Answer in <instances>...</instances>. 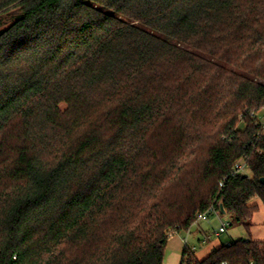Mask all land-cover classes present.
<instances>
[{
    "label": "trees",
    "instance_id": "1",
    "mask_svg": "<svg viewBox=\"0 0 264 264\" xmlns=\"http://www.w3.org/2000/svg\"><path fill=\"white\" fill-rule=\"evenodd\" d=\"M261 111L264 0H0V264H164L211 206L250 231Z\"/></svg>",
    "mask_w": 264,
    "mask_h": 264
},
{
    "label": "rangeland",
    "instance_id": "2",
    "mask_svg": "<svg viewBox=\"0 0 264 264\" xmlns=\"http://www.w3.org/2000/svg\"><path fill=\"white\" fill-rule=\"evenodd\" d=\"M9 23H11V18L6 22L5 26ZM257 116L263 122L264 111L259 112ZM246 173H248V171ZM256 201L260 206V210L254 215L253 226L250 231H248L244 225L233 222L230 215L223 214L221 218H219L216 214H212L207 220L194 224L190 228L189 234L188 231L183 230L171 235L166 246L164 264H179L177 259H179V255H182L186 246L185 238L187 237L189 240V248L193 246L197 247L195 256L199 260L205 259L212 253V246L216 245V248H219L231 240L252 238L258 241H264V206L260 200L257 199ZM224 221L228 223L227 231L217 236L215 232ZM205 234L211 235V239L209 242L202 243V240L206 237Z\"/></svg>",
    "mask_w": 264,
    "mask_h": 264
},
{
    "label": "built area",
    "instance_id": "3",
    "mask_svg": "<svg viewBox=\"0 0 264 264\" xmlns=\"http://www.w3.org/2000/svg\"><path fill=\"white\" fill-rule=\"evenodd\" d=\"M248 163L245 159H240L238 160L235 165L233 166L232 168V174L233 175H237V174H242V173H245L248 171ZM222 185V184H221ZM211 214H216L217 216H219V218H221V214L220 212L214 207V206H211L206 212L204 213H201L198 215L197 217V220H196V223L197 224L198 222L200 221H203V220H207L208 217L211 215ZM227 226H228V223L227 222H222V224L220 225L219 229L215 232V234L217 236L221 235L222 233L226 232L227 231ZM211 239V235H206V237L202 240V243H205V242H208L209 240ZM185 247L195 253L196 250H197V247L196 246H193L191 248H189V240H188V237L185 238ZM223 264H226V263H223ZM250 264H259L257 263L256 261H251Z\"/></svg>",
    "mask_w": 264,
    "mask_h": 264
},
{
    "label": "crops",
    "instance_id": "4",
    "mask_svg": "<svg viewBox=\"0 0 264 264\" xmlns=\"http://www.w3.org/2000/svg\"><path fill=\"white\" fill-rule=\"evenodd\" d=\"M190 233V230L188 231V234ZM203 234V233H202ZM206 235V234H205ZM210 241V240H209ZM208 241V242H209ZM219 247V246H218ZM214 249H216V245H214V246H212V250H214ZM213 252V251H212ZM183 253V252H182ZM179 255V254H178ZM181 258H182V255L180 256L179 255V259H177L178 260V262H179V264H180V262H181ZM178 264V263H177Z\"/></svg>",
    "mask_w": 264,
    "mask_h": 264
},
{
    "label": "water",
    "instance_id": "5",
    "mask_svg": "<svg viewBox=\"0 0 264 264\" xmlns=\"http://www.w3.org/2000/svg\"><path fill=\"white\" fill-rule=\"evenodd\" d=\"M245 176H248V174H245ZM261 182L264 183V177L261 178ZM220 207H221V213L225 214V210H224L223 206L221 205Z\"/></svg>",
    "mask_w": 264,
    "mask_h": 264
}]
</instances>
